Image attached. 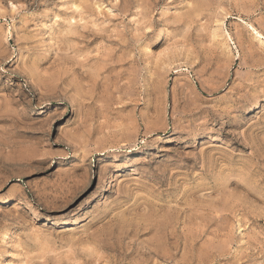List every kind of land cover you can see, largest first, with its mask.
<instances>
[{
	"label": "rangeland",
	"instance_id": "374dc122",
	"mask_svg": "<svg viewBox=\"0 0 264 264\" xmlns=\"http://www.w3.org/2000/svg\"><path fill=\"white\" fill-rule=\"evenodd\" d=\"M0 121V264H264V0H0Z\"/></svg>",
	"mask_w": 264,
	"mask_h": 264
},
{
	"label": "bare ground",
	"instance_id": "6f19581e",
	"mask_svg": "<svg viewBox=\"0 0 264 264\" xmlns=\"http://www.w3.org/2000/svg\"><path fill=\"white\" fill-rule=\"evenodd\" d=\"M7 114V113H6ZM5 116V115H4ZM10 117H13V116H10ZM4 119V118H3ZM9 119H11V118H9ZM13 119V118H12ZM2 120V119H1ZM21 120V122H22V119H20ZM19 120V121H20ZM12 121V120H11ZM10 121V122H11ZM14 121V120H13ZM1 122V121H0ZM10 122H9V124H10ZM14 122H17L16 120L14 121ZM20 122V123H21ZM19 123V124H20ZM15 124V123H14ZM14 124L12 123V125L14 126ZM18 123H16V125H17ZM7 126V125H6ZM4 127V126H3ZM9 127H11V125L9 126ZM15 127V126H14ZM4 128H2V130H3ZM2 133V132H1ZM11 133V132H10ZM10 133H9V135H10ZM7 134V133H6ZM8 136V135H7ZM7 139H9L8 137H7ZM11 139V138H10ZM4 140V139H3ZM9 141V140H8ZM0 142H2V140H1V138H0ZM3 143H5V142H3ZM116 171V170H115ZM106 182V185H105V187H103L102 188V190L104 191V189L107 187H111V185H113L114 184V178H113V174H111V175H109L108 176V178H107V180L105 181ZM103 185H104V183H103ZM99 194V193H98ZM102 194V192L100 193V195ZM99 196V195H98ZM103 196V195H102ZM94 197V196H93ZM95 197H97V196H95ZM94 199V198H93Z\"/></svg>",
	"mask_w": 264,
	"mask_h": 264
}]
</instances>
